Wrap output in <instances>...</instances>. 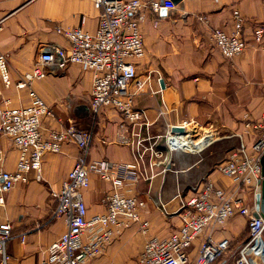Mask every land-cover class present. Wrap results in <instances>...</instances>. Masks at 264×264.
I'll list each match as a JSON object with an SVG mask.
<instances>
[{
  "label": "crops",
  "instance_id": "crops-1",
  "mask_svg": "<svg viewBox=\"0 0 264 264\" xmlns=\"http://www.w3.org/2000/svg\"><path fill=\"white\" fill-rule=\"evenodd\" d=\"M236 9L245 18L243 36L247 47L240 55L227 58L215 45L212 29L233 31ZM200 16H207L209 22L200 20ZM138 18L146 55L137 63V78L145 85L134 103L148 114L149 128L143 136L149 134L151 140L145 141V147L156 141L161 156L146 151L142 176L127 192L138 193L146 201L147 210L142 214L151 222L149 234L165 236L177 229L183 200L198 192L207 179L253 206L254 191L245 187L237 192L232 179L221 174L218 165L236 148L250 150L259 137L254 124L264 113V0H183L166 14L143 8ZM98 24L99 9L94 0H0V53L8 56L12 78L17 82L34 67L42 52L52 46L69 45L56 26H82L95 32ZM258 29H263L261 39L256 36ZM47 70L46 77L34 82L35 90L56 115L44 120V132L75 125L92 133L91 158L132 161L137 130L127 128L114 109L99 115L91 112L92 72L73 63L65 68L50 65ZM4 98H10L13 105L30 102L26 89L12 86L0 95V113ZM79 106L87 108L86 115L77 113ZM184 121L193 122L194 128L187 130L190 141L194 140V131L200 137L208 134L210 141L191 151L163 152L161 147L165 145L160 140L172 126ZM122 136L130 137L131 142H123ZM0 142L7 151L5 168L14 170L18 151L10 139L4 137ZM80 156L75 143H65L58 153H46L44 180H33L28 186L17 184L7 195L5 205L0 207V223L9 221L14 228L15 237L8 246L10 264H42L49 245L62 234L64 219L46 224L49 209L45 204L50 195L56 204L53 193ZM91 178L85 199L90 213L102 212V199L110 185L97 174ZM248 237L249 217H232L215 231V238L230 239L229 249L215 264H237L238 251ZM198 245L199 240L191 250L192 256ZM137 248L127 255L124 264L135 263L132 257Z\"/></svg>",
  "mask_w": 264,
  "mask_h": 264
},
{
  "label": "built area",
  "instance_id": "built-area-1",
  "mask_svg": "<svg viewBox=\"0 0 264 264\" xmlns=\"http://www.w3.org/2000/svg\"><path fill=\"white\" fill-rule=\"evenodd\" d=\"M94 1L99 9L96 31H87L82 26H56L57 32L68 39L69 45L52 46L42 52L34 67L17 82L12 78L8 56L0 53V95L5 89L16 86L26 89L30 97V102L22 105H13L10 98H4L0 113V139L6 137L11 140L18 151V158L16 168L7 170V151L0 142V207L5 205L7 195L17 184L44 180L43 158L46 153H58L65 143H75L81 156L53 193L56 199L53 216L64 219L65 229L49 245L42 264H94V259L134 225L147 235L134 264H215L230 247V239L215 238V231L237 215L249 217V237L240 247L236 263L264 264V217L254 215L262 172L260 158L264 152V113L262 119L254 124L259 137L251 149L236 148L218 165L219 172L232 179L237 192L245 187L254 191L253 206L243 197L234 195L233 191L207 179L198 192L183 200L178 209L181 223L177 229L165 236L150 235L151 222L142 214L147 210L146 201L138 193L127 192L142 176L141 162L146 151L150 150L155 157L161 156L156 141L145 147V141L151 140L149 134L143 136L144 130L149 128V118L146 110L137 108L134 103L137 92L145 85V81L137 78V63L146 55L138 16L143 8L161 13L163 8L175 9L177 5L171 0H165L164 4L160 0ZM233 17V31L220 27L212 29L215 45L227 58L240 55L247 47L243 36L245 18L238 9L234 10ZM200 20L209 22L207 16H200ZM256 33L257 39H261L263 29ZM71 63L79 64L93 74L92 114L99 115L107 109H114L123 117L127 128L132 126L137 130L132 161L91 158L92 133L75 125L51 129L47 134L44 132V120L56 115L51 105L35 90L34 82L48 75V66L65 68ZM192 125V121L179 124L185 132ZM180 134L171 128L163 136L164 145L172 151L188 150L178 144ZM193 134L196 138L197 135ZM208 137L211 138L204 134L196 139ZM121 139L125 143L131 142L128 136ZM92 174L99 175L110 185L102 199L104 211L97 213H90L85 199ZM14 237L12 223H0V264H10L8 246ZM197 240L198 249L192 256L191 250ZM22 242H25V235H22Z\"/></svg>",
  "mask_w": 264,
  "mask_h": 264
},
{
  "label": "rangeland",
  "instance_id": "rangeland-1",
  "mask_svg": "<svg viewBox=\"0 0 264 264\" xmlns=\"http://www.w3.org/2000/svg\"><path fill=\"white\" fill-rule=\"evenodd\" d=\"M195 134H197L196 138H200L201 134H199V132H196ZM160 143H163L164 145V138L160 140ZM161 149L163 150V152H169V149L166 146L165 148L161 147ZM51 198L52 196L50 195L45 204L47 209H49L48 210L49 213H47V217L45 220L47 221L46 224L61 219L53 216V212L55 209L54 207L56 204L53 203V201H51ZM63 228L65 229V224H63ZM146 238L147 235L141 231L139 226L134 225L132 228L128 229L123 235L118 237V239L114 241V243L107 249L106 252H104L102 255L94 259L93 263L94 264H120V263L124 264L128 262V259L126 260V258H128L127 255L138 246L139 248H137L138 249L137 254L132 257V259L135 260L136 256L142 249V246Z\"/></svg>",
  "mask_w": 264,
  "mask_h": 264
},
{
  "label": "water",
  "instance_id": "water-1",
  "mask_svg": "<svg viewBox=\"0 0 264 264\" xmlns=\"http://www.w3.org/2000/svg\"><path fill=\"white\" fill-rule=\"evenodd\" d=\"M162 4L165 3V0H160ZM174 4L178 5L183 0H171ZM167 9L163 8L161 10V14H166ZM77 113L80 116H84L87 114V108L85 106H79L77 109ZM172 131L174 132H181L184 133L186 130L184 127L179 125H174L172 127ZM260 163L262 166V172H261V178H260V190L256 194V211L254 213L255 216H263L264 217V152L261 155ZM221 264H226L225 262H222Z\"/></svg>",
  "mask_w": 264,
  "mask_h": 264
},
{
  "label": "bare ground",
  "instance_id": "bare-ground-1",
  "mask_svg": "<svg viewBox=\"0 0 264 264\" xmlns=\"http://www.w3.org/2000/svg\"><path fill=\"white\" fill-rule=\"evenodd\" d=\"M192 128H194V127H192ZM188 129H190V128H188ZM187 133L188 132L180 134V136L177 140L178 144H180V146H182L183 148L193 150L196 147H203L207 142L210 141V138H206V139L204 138V140H197L196 138H194V140L190 141L189 140L190 138L188 137ZM193 133H195V132H193Z\"/></svg>",
  "mask_w": 264,
  "mask_h": 264
}]
</instances>
